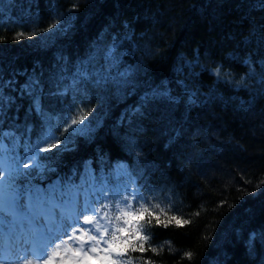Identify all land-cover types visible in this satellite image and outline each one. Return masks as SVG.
Here are the masks:
<instances>
[{
    "label": "trees",
    "instance_id": "obj_1",
    "mask_svg": "<svg viewBox=\"0 0 264 264\" xmlns=\"http://www.w3.org/2000/svg\"><path fill=\"white\" fill-rule=\"evenodd\" d=\"M261 4L0 0V132L11 134L4 141L35 142L45 117L91 109L92 130L66 150L62 139L41 152L47 170L19 177L17 185H44L55 177L75 182L87 170L93 183L103 179L109 189L127 182L131 192L135 180L153 207L131 217L127 243L113 239L123 264H264ZM57 18L65 30L44 31ZM114 40L111 74L132 70L123 88L96 83L97 73L108 70ZM82 63L91 79L77 77ZM217 66L220 79L212 71ZM154 89L167 95L152 97ZM17 152L23 157L24 148Z\"/></svg>",
    "mask_w": 264,
    "mask_h": 264
},
{
    "label": "snow or ice",
    "instance_id": "obj_2",
    "mask_svg": "<svg viewBox=\"0 0 264 264\" xmlns=\"http://www.w3.org/2000/svg\"><path fill=\"white\" fill-rule=\"evenodd\" d=\"M260 6L264 7V4ZM63 25L64 21L57 18L56 22L50 24L44 31L50 33L53 30L62 31L65 30ZM17 36L23 37L25 33H17ZM118 46L114 40L106 54L107 72L103 75L97 73L96 83L98 85L111 81L118 88H123L131 83L132 70L130 68L118 72L117 76L111 74L117 63L114 52ZM245 64L251 68L249 60H245ZM212 71L218 79L222 78L220 66ZM90 75L86 64L82 63L77 70V77L89 79ZM78 82L79 79L73 81L74 84ZM164 95H167L166 91L159 89H154L151 93L152 97ZM142 99L147 101L149 94H145ZM3 102L4 97L0 93V108ZM37 111L42 114L39 108ZM135 111L139 112L140 109L136 108ZM89 112L91 109L85 111L81 108L72 115L45 117L42 131L36 141L25 142L23 145L16 137H12L10 144H5L4 138L11 134L0 132V264H33L34 261L41 262V264H82L85 259L107 260L111 264H123V261L113 258L110 254L99 255V253H108L109 249L114 247L112 239L105 237L111 236L119 242L116 233L125 229L119 225L116 229H112L101 224L100 221L105 220L110 225L113 217L120 220L122 216L135 217L141 210L151 211L153 206L148 204L143 194L136 188L135 180H131V192L127 185L124 186L122 202L121 193L117 191L114 197L115 213L110 214L104 211L103 215L100 214V208H109L110 204H100V208H97L96 204L99 203L101 197L107 200L109 192L112 191L103 179L99 186L93 183L88 188L83 185L75 186L72 183L63 184L61 182H56L47 189L31 183L27 186H20L16 183L19 177H32L33 175L39 177L47 170V166L41 161L48 158L41 157V152L55 147L56 144L61 143L62 139L64 150H66L70 140L90 132L92 120H88ZM61 125H64L63 133H67V136H63V133L61 136L57 135ZM21 146L24 148L23 157L17 152L18 147ZM22 168L29 169V171H22ZM119 172L130 176L125 165L119 166ZM134 201L137 202L135 207ZM168 210H172L171 205ZM188 222L183 221V223ZM124 223L128 224L130 221L126 219ZM84 225L89 227H84ZM140 230L137 227V231ZM149 235H143L141 238L147 240ZM254 237L255 234L250 237V240ZM127 242V240L123 241V243ZM186 255L189 259L192 258L191 252Z\"/></svg>",
    "mask_w": 264,
    "mask_h": 264
},
{
    "label": "rangeland",
    "instance_id": "obj_3",
    "mask_svg": "<svg viewBox=\"0 0 264 264\" xmlns=\"http://www.w3.org/2000/svg\"><path fill=\"white\" fill-rule=\"evenodd\" d=\"M120 193H121V202H122L123 191L121 190ZM105 202H106L105 204H110V207L106 208V209L100 208V214L103 215L104 211H108L110 214L115 213V211H116L115 201L111 202L107 199ZM133 204L135 207L136 202L134 201ZM126 219L129 220L128 217H124V216H122L120 220H116L113 217L112 223L110 225H108L107 221H105V220H101L100 223L105 224V225L111 227L112 229H116L118 225L123 227L125 230L119 231V233H120L119 238H120V240L121 239L129 240V239H127V237L133 233L131 232L132 228H131L130 223H128V224L124 223V220H126ZM105 238H107V237H105ZM77 243H79V241H77ZM109 254L115 259L118 258V252L114 248H110L108 253H103V252L99 253V255H109ZM93 255H97V253H93ZM82 264H111V262L107 261V260H99V259H85V260H83Z\"/></svg>",
    "mask_w": 264,
    "mask_h": 264
},
{
    "label": "bare ground",
    "instance_id": "obj_4",
    "mask_svg": "<svg viewBox=\"0 0 264 264\" xmlns=\"http://www.w3.org/2000/svg\"><path fill=\"white\" fill-rule=\"evenodd\" d=\"M85 48L87 49V45L85 46ZM86 64V66H87V63H85ZM77 68H79L78 66H77ZM89 79H91V76H90V78Z\"/></svg>",
    "mask_w": 264,
    "mask_h": 264
}]
</instances>
